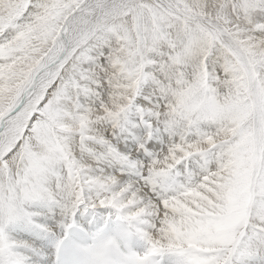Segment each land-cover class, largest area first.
<instances>
[{
  "label": "snow or ice",
  "instance_id": "1",
  "mask_svg": "<svg viewBox=\"0 0 264 264\" xmlns=\"http://www.w3.org/2000/svg\"><path fill=\"white\" fill-rule=\"evenodd\" d=\"M0 264H264V0H0Z\"/></svg>",
  "mask_w": 264,
  "mask_h": 264
},
{
  "label": "bare ground",
  "instance_id": "2",
  "mask_svg": "<svg viewBox=\"0 0 264 264\" xmlns=\"http://www.w3.org/2000/svg\"><path fill=\"white\" fill-rule=\"evenodd\" d=\"M42 220H43V218H41V222H42ZM23 236H24V238H27V237H26V234H23Z\"/></svg>",
  "mask_w": 264,
  "mask_h": 264
}]
</instances>
